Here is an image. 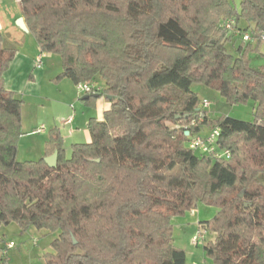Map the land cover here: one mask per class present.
<instances>
[{"label":"trees","instance_id":"16d2710c","mask_svg":"<svg viewBox=\"0 0 264 264\" xmlns=\"http://www.w3.org/2000/svg\"><path fill=\"white\" fill-rule=\"evenodd\" d=\"M19 4L41 51L60 54V79L94 82L86 102L97 94L112 105L89 119L91 141L73 143L70 156L50 130L57 167L18 160L24 99L2 82L16 49L0 48V227L59 231L45 264H187L172 218L203 203L219 208L200 222L215 234L204 245L214 264H264V61L252 64L254 54L264 60V0L240 9L234 0ZM234 36L242 43L232 54ZM196 82L230 104L253 100L255 119L212 117ZM205 127L220 128L215 142L230 158L190 148ZM5 241L0 233V248Z\"/></svg>","mask_w":264,"mask_h":264},{"label":"rangeland","instance_id":"374dc122","mask_svg":"<svg viewBox=\"0 0 264 264\" xmlns=\"http://www.w3.org/2000/svg\"><path fill=\"white\" fill-rule=\"evenodd\" d=\"M7 2L11 7L7 12L9 11V13H11L10 10H18L19 4L17 0H8ZM234 3L238 9H240L241 0H234ZM17 20L15 21L16 24ZM19 28L20 27H18L17 30L22 34V39H18V36L12 35V32L3 27V45L14 48L21 47L22 52L31 53L33 48H38L36 37L30 31L26 32ZM241 43V37L234 36L231 41L227 42V50L235 54V46ZM40 53L44 54L42 67H49V73H58L57 71L62 70V59L60 54L41 50L39 54ZM263 61L264 60L259 55L254 54L252 56V64L254 66H258ZM66 80H69L67 82H71L70 79ZM70 84V87H60V89H62L61 91L57 89V83L42 84V86L38 87L41 91L39 97L35 95V92H22L19 94L20 97L24 99V103L21 108L23 116V134L19 139L18 149H16L18 160H37L42 157L44 158V150L42 148L44 142L49 138L50 129L53 126H57L62 133L66 132V136L63 138L64 148H66L69 156L71 155L70 147L72 143L91 141L92 136L87 124L86 115L99 116L96 103L97 99H93L92 103L88 104L81 99L85 93L79 92L76 88L77 86L74 88V85H72V83ZM72 90H74L73 92L75 94L73 95V100L68 102ZM192 90L198 94L201 105L204 100L209 102V104L204 107V110L208 111L212 117L229 115L247 121H253L255 119V102L253 100L230 104L216 88H209V86L197 82L192 85ZM75 114L77 115L76 121L72 123L70 121V124H65L64 120L70 115ZM37 126L38 128L44 126L45 129L38 132L34 129V127ZM71 130L76 132L73 133L74 131L72 132ZM194 209L196 211L195 213H193L192 210H187L185 213L176 215L172 218L174 243L185 249L187 264H214L213 259L205 253L204 245L209 240H214L215 234L205 229V232H203L205 240L200 239L199 243L194 245L192 239L199 234L200 230L204 231V229L200 227V222L207 221L214 217L219 208L213 205L198 203L197 207ZM0 233L6 241L12 240L16 244V246L9 251L10 264H45L46 254L54 253L52 242H54V239L59 235V231L39 230L34 226L22 230L16 222L2 225L0 227ZM0 264H3L1 258Z\"/></svg>","mask_w":264,"mask_h":264},{"label":"crops","instance_id":"0c3cea01","mask_svg":"<svg viewBox=\"0 0 264 264\" xmlns=\"http://www.w3.org/2000/svg\"><path fill=\"white\" fill-rule=\"evenodd\" d=\"M7 1L8 0H0V29L2 30V32L4 31V29H7L8 31L12 32V35H16V36H18V39H22L23 38L22 34H20L19 30H17L19 26L15 23V21L19 17H22L21 7L19 4L20 0H17L18 4H19L18 10L17 9L16 10L14 9L12 11L10 10L11 13H9V11L7 12V10H9L11 8ZM3 27H4V29H3ZM5 46L3 45V40H2V42L0 43V48H3ZM6 47H9V46H6ZM10 48H14V47H10ZM15 49H16V53L14 55L13 60L10 62L8 68H6V71L3 74L2 82H3V85L5 86V88L13 91L16 94V96L20 97L19 94H21L22 92H30V93L35 92V95L39 97V94H41V91L38 89V87L42 86V84H47V83H57V89L59 91L62 90V89H60V87L61 88L62 87L63 88L70 87V85H71L70 83H72V85H74V88L76 87L75 82H73L70 78L61 77V79H60L59 75H60V72H62V70L57 71L58 73H49L48 72L49 67H47V68L46 67L36 68L35 60H36V57L41 50L39 45H38L37 49L33 48L31 53L30 52L29 53L22 52L21 47H16ZM260 52H261V54L264 55V42L260 48ZM47 57H49V56H47ZM66 79H70L71 82H67L69 80H66ZM101 84H103L102 81H101ZM73 91L74 90H72V93H70L71 97L69 98L68 102H71V100H73V95L75 94ZM88 98H89V94L88 95L85 94L81 99L86 102L88 100ZM93 99H97L96 103H97L98 110H99V113H98L99 116L95 117V116H91V115H86L87 124L89 123V119H91L92 117H95L98 120H103L104 116H105V112L107 110H109L111 108V105H112V100L108 96L96 97V95H95L93 97ZM89 103H92V101ZM76 116H77L76 114L70 115L66 120H64L65 124H70V121H71V123L76 121ZM22 123H23V116H22ZM35 123L38 124L37 122H35ZM36 128L38 129V126L34 127L35 130H37ZM53 128L58 129L57 126H53L51 129H53ZM71 131L73 132L74 130H71ZM210 131L211 130L209 128L205 127L199 133L201 135H206ZM75 132L76 131H74L73 133H75ZM60 133L62 134L63 138H64V136H66V132L62 133V131L60 130ZM48 140H49V138L44 142V145L42 148L44 150L43 151L44 157L48 156L47 155ZM65 151L67 154L66 148H65ZM10 241H12V240H10ZM5 242L7 243L9 241H5ZM0 258H1V256H0ZM1 260H2V258H1Z\"/></svg>","mask_w":264,"mask_h":264},{"label":"built area","instance_id":"2783aa9c","mask_svg":"<svg viewBox=\"0 0 264 264\" xmlns=\"http://www.w3.org/2000/svg\"><path fill=\"white\" fill-rule=\"evenodd\" d=\"M225 26L231 31L236 33L237 35H240V31L235 27V20L233 18H230L225 21ZM242 38L244 41H248L251 39L250 35L248 33H242ZM264 40V37H263ZM43 58L44 54L40 53L37 55L36 60H35V66L36 68H41L43 66ZM77 89L79 92H84L85 94L88 93H98V86L91 81H85V82H79L76 84ZM209 102L207 100H204L202 102L203 108L208 105ZM45 129L44 126L40 127L37 129L38 132H41ZM189 132V130H187ZM220 133V128L217 127L215 129H211V131L206 134V135H201V134H196L191 137L189 141V146L192 149L195 150H200L202 152L212 154L214 156H219V157H225V158H230L231 157V152L228 149H219L217 144H216V139L217 136ZM192 212L195 213V209H192ZM201 228L202 225L200 226ZM204 231L200 230L199 234L193 237L192 243L194 245H197L199 243L200 239H204L205 235L203 232H205V228H203ZM205 240V239H204ZM5 247L0 249V256L3 260V264H10V256H9V251L13 249V247L16 246L14 241H9L6 244H4Z\"/></svg>","mask_w":264,"mask_h":264},{"label":"water","instance_id":"95a60500","mask_svg":"<svg viewBox=\"0 0 264 264\" xmlns=\"http://www.w3.org/2000/svg\"><path fill=\"white\" fill-rule=\"evenodd\" d=\"M17 25H18L21 29H23L24 31L29 32V28H28V26H27V24H26V21H25V19H24L23 16L18 18V20H17ZM96 97H98L97 94H96ZM109 98L112 99V96H109ZM197 111H201V108L198 107V108H197ZM186 134L188 135L189 132L186 131ZM58 155H59L58 150H55L51 155L45 156V157H44V160L46 161V163H47L50 167L55 168V167H57V165H58V162H57V161H58ZM242 194H243V193H242ZM242 194H241V195H242Z\"/></svg>","mask_w":264,"mask_h":264}]
</instances>
